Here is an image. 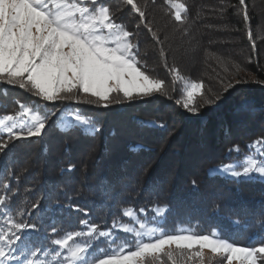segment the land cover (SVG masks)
Listing matches in <instances>:
<instances>
[{
  "label": "trees",
  "instance_id": "1",
  "mask_svg": "<svg viewBox=\"0 0 264 264\" xmlns=\"http://www.w3.org/2000/svg\"><path fill=\"white\" fill-rule=\"evenodd\" d=\"M137 2L147 6V15L149 13L151 15L152 12L163 14L167 8L165 0ZM181 2L185 3L188 9L186 25L188 33L179 31L186 41L180 46L183 48L181 52L198 51V58L203 65L197 67L199 75L195 79L203 80L204 87L208 88V82L214 77L215 81L211 82L208 95L210 98L220 96L214 103L201 107L198 114L186 112L183 115V118L187 119L184 123L198 124L195 139L200 138L201 131L202 136L205 135L204 146L217 153L212 157L206 154L211 161L207 162L203 174L191 176L189 169L182 168V172H179L167 186L163 184L164 180L160 183L155 180V169L149 176H145L143 168L140 169L144 161L139 162L134 156L139 153V148L147 151L152 150V146L147 143L141 145L128 142L123 150L117 152L118 146L110 147L108 144L109 137H114L115 128L113 126L107 128L103 118L104 112L111 110H115L116 113L127 112L132 103L113 104L103 108L90 104L68 105L60 101L48 102L46 110L49 113L56 112L57 116H53L49 121L46 133L41 138L16 142L7 150V154H0V179L9 180L12 189L18 190L13 204L25 211L23 217L17 216L16 219L43 225L38 234H33L29 230L22 243L29 246L47 244L53 225L58 228L61 235L67 231H85L86 228L80 224L82 220L97 224L102 229L108 228L112 226L114 219L122 218V208L138 206L147 209L154 205L168 206L166 215L160 221V226L168 232H173L180 226L188 227L200 234L216 229L220 238L244 247L254 246L257 237L264 235V180L254 178L237 181L207 173L209 167L235 159L239 153L227 151L232 145L238 144L240 153L245 154L246 146L251 141L264 136V133L259 131L264 127V0H245L248 21L243 18V8L239 5V0H181ZM101 3L110 4L112 11L111 6L114 3L120 4L119 0H101ZM128 17L129 15H124L122 19L125 21ZM138 23L136 16L134 24ZM152 23L155 29H160L163 22L155 19ZM257 28H260V31H257ZM249 29L252 33L251 39L248 35ZM139 31L141 34L138 36L139 51L157 59L155 64L144 60L147 65L154 68L153 74L158 77L160 73L165 74L161 79L168 85L169 73L163 67L158 46L143 26L139 27ZM258 34L261 38L257 37ZM160 39L163 41L161 33ZM225 39L242 41L239 57L233 51L228 54L223 52L220 46H224L225 42L222 41ZM170 42L169 48L164 44L167 62L169 66L174 64L180 69L179 65L170 60L168 54L169 49L177 50L172 48L173 45H178L177 39L171 37ZM217 57L224 63H219ZM237 57L246 61L241 62ZM225 67L228 69L227 72L224 71ZM185 73L190 80H195L192 79L195 77L194 74ZM234 80L237 82L234 83ZM229 83L233 86L225 92L223 89ZM175 86L173 84L172 87ZM4 87L8 95L5 98L0 94V115L10 112L7 99H13V93L18 94L13 92L14 89L22 90L26 96L33 97L27 98V104L42 103L23 89L6 84ZM170 93L172 92L168 90L166 94L161 95L169 96ZM140 101L143 100L137 102ZM198 103L203 104V101L198 98ZM67 107L93 116L100 124L101 131L94 136L85 135L80 129L60 131L53 122ZM152 119L160 120L158 114L146 117L132 114L130 129L135 126L143 130H156L157 134H161L162 129L169 128L167 124L163 128L141 126V121ZM236 129L239 136L237 140L225 141V133H231ZM206 132L210 133L209 137L206 136ZM97 135H101L102 142L99 154L94 155L93 150L86 146L93 144ZM191 135H188V140H193ZM221 148L222 157L218 153ZM189 164L191 162L187 163V168L190 167ZM41 197L40 210H32L31 205ZM73 206H79L81 211L74 210ZM237 219L240 221L239 224L234 223ZM120 236L118 244L132 240L126 234ZM95 247L107 250L109 246L101 241ZM207 264H222V261L213 259V262Z\"/></svg>",
  "mask_w": 264,
  "mask_h": 264
},
{
  "label": "snow or ice",
  "instance_id": "2",
  "mask_svg": "<svg viewBox=\"0 0 264 264\" xmlns=\"http://www.w3.org/2000/svg\"><path fill=\"white\" fill-rule=\"evenodd\" d=\"M124 3L138 17L137 28L143 26L151 34L173 84H182L176 104L198 114L201 107L219 100V95H207L203 80L187 79L174 64L169 66L161 30L148 19L147 6L137 0ZM165 4L169 22L187 34V5L181 0H165ZM239 5L248 21L245 0H239ZM248 35L251 39L250 29ZM217 60L224 63L219 57ZM220 82L223 84V80ZM0 84L23 89L42 102L32 105L16 100L14 112L0 115V154H7L16 142L41 138L46 133L49 121L57 116L46 110L48 102L107 108L168 91L166 81L154 75L141 58L137 33L118 22L115 12L101 0H0ZM232 86L229 83L223 90ZM0 94L5 98L8 95L6 90ZM198 98L203 104L198 103ZM53 123L62 132L80 129L94 136L101 131L93 116L72 107L65 108ZM140 123L144 127H165L155 119ZM246 147L249 151L239 161L217 165L209 169V175L237 181L264 180V136ZM227 151L240 153V146L234 144ZM16 195L18 190L12 189L10 181L0 179V264H207L209 255L220 256L222 264H264V235L257 237L254 246L244 247L220 238L216 229L200 234L180 228L169 233L156 219L166 215L167 205H156L151 220L145 208L137 211L132 206L124 207L121 216L131 223L117 217L111 227L103 229L82 220L80 224L86 231L61 235L53 225L47 244L29 246L22 243L25 234L29 230L38 234L43 225L16 219L25 215L13 204ZM41 199L31 205L32 210H40ZM73 207L81 211L79 206ZM140 214L145 215L142 218ZM120 231L131 236V242L118 244L116 233ZM101 241L109 246L107 250L95 247Z\"/></svg>",
  "mask_w": 264,
  "mask_h": 264
},
{
  "label": "rangeland",
  "instance_id": "3",
  "mask_svg": "<svg viewBox=\"0 0 264 264\" xmlns=\"http://www.w3.org/2000/svg\"><path fill=\"white\" fill-rule=\"evenodd\" d=\"M119 2L120 4L114 3V5L111 6L113 8V12H115L116 14L117 21L120 23H123L128 28L129 31H133L137 33V37H138L141 34L139 31V28H137V25L134 24L136 15L132 12L130 7L124 3V0H119ZM108 6L110 7V4ZM124 15L125 16L129 15L128 20L125 19L124 21L122 19ZM147 17L150 21L157 19L160 22H163L161 24L162 27L159 30H161L160 33L162 35L164 44L167 48H169V43H171L170 42L171 37L177 39L178 45H173L172 47V48H176L177 50L169 49L168 54H169L170 60L174 61L176 65H179L181 67L180 68L182 70V71L180 70L181 74L185 78L190 79L187 73H185V72H189L190 74H194L195 76L192 79L197 78V75H199V73L197 72V67L203 65L202 61H200L198 58V55H199V53H197L198 51L196 52L190 51L186 53L181 52V50L183 51V48L180 46L186 43V41H184V38L182 37L183 34L182 35L180 34L176 25L169 22V17L165 15V12H163V14L160 12L159 13L152 12V14L150 15L149 13ZM258 30L260 31V28H257V31ZM257 37L261 38L259 34ZM231 40H234V39L223 40L222 42H225L223 43L224 46L223 47L220 46V48L223 49V52H225L226 54L233 51L235 52V55L239 57L240 56L239 53L241 52V49L243 46L242 41L240 42L239 40H234L231 42ZM237 44L241 46L239 47L238 45V47H235L234 45H237ZM150 46H152V43ZM140 53H141V58L143 60L147 59L148 61L153 62L154 64H155V61H157V59L152 58L151 56L147 55L144 52H140ZM238 60L241 62L246 61V59L244 58H238ZM156 65L160 66L159 64H156ZM148 67L154 72L153 67H151L149 64H148ZM163 74L164 73H160L159 78H163L164 77ZM154 75L156 74L154 73ZM168 77H169V81H168L169 83L167 85V88L168 90L172 92L169 94V96H162L161 94H156L153 97L146 98L145 100L140 101V102H137V101L130 102L132 104L130 105V109L127 112L116 113L115 110H111V111H105L103 114V118L107 123V128L108 127L110 128L112 126L115 128L114 137H109V140H108L109 142L108 144L110 145V147L118 146L117 152H119L120 150H123L122 148H124V145H126L128 142L129 144L138 143L141 145H143L144 143H147V145L152 146V150H147V151L143 149L141 150L139 148V153L138 154L136 153L134 156L136 159L139 160V162L144 161L140 169L143 168V173L145 174V176L147 175L149 176V174L152 173V170L155 169V172H154V175L156 178L155 180H157L158 183L163 182L162 180H164L165 182L163 184H167V186L170 185L169 182L172 181L177 175H179V172H182L184 168L190 170L189 172L191 173L190 174L191 176L194 174L195 175L203 174L204 167L206 166L207 162L211 161L207 158L206 154L208 153L210 157H212L213 155H215V153H217V151H214L211 148L204 146L206 142L203 137L205 135L202 136L201 131L199 133V135H201L200 138L197 137L195 139V136L198 133L197 132L198 127H196L198 126V124L194 125V123H191V124L184 123V121L187 119L186 118L184 119L183 115L186 112L187 113L189 112L183 107H181L180 105H177L175 102L176 99L180 98V89L182 88V84L181 83L175 84L176 85L175 88L177 90L174 92L173 91L174 87H172L173 86L172 79L169 74H168ZM192 81L199 82V80H196V79ZM214 81H215V78L211 77L210 81L208 82V86L211 87L212 86L211 82H214ZM233 82L235 83L237 81L234 80ZM209 87L208 88L205 87V89L208 90L207 95L209 94V91H210ZM4 90H6V88L4 87V84H0V91L3 92ZM13 92H17L18 94L13 93L12 96H14V98L7 99L8 100L7 101L8 110H10V112H5L4 114L12 113L14 112V110H16V105L14 101L16 100L21 101L23 99V102L26 103L28 97L33 98L32 96H26L22 92V90L14 89ZM132 114H140L144 117L158 114V117L160 118L159 121L163 120V123L165 125L167 124V127L169 128L162 129L161 134H157L156 130L155 131H153L152 129L143 130L140 127H135V126L133 127V129H130L132 128L130 127L132 125V122H131ZM259 131L264 133V127L262 129H259ZM237 132H238V129L228 134L225 133V141L230 140V139H233L234 141H236L237 138L239 137ZM189 134H192L191 138L193 140H188ZM205 134L208 137L210 136V133L208 132H206ZM193 141H195V143H190ZM101 142H102L101 135H97L94 138V143L87 145L86 148H89V149L91 148L93 150V154L97 155L99 154ZM248 151L249 150L247 148L246 153ZM218 153L222 157V148L218 150ZM236 155L237 156L235 157V159H232L231 161L223 163V164L237 162L243 157L244 154L239 153ZM217 157L220 158V156H217ZM188 162H191V164H189L188 166L190 167L187 168L186 166ZM215 166L217 165L209 167L207 169V173L209 174V169L214 168ZM217 176L221 177V175H217ZM224 177H228V176H224ZM155 206L156 205L149 207L147 209L145 208L147 210V217L149 220H151L152 217L155 216V213L153 212V208ZM133 208L138 211L140 208H144V207L133 206ZM140 215L143 218L145 214H140ZM156 219L159 221L162 220L161 217H156ZM121 221L123 223H131L130 219L127 217H122ZM180 228L189 229L188 227L180 226L174 229L173 232ZM169 233H172V232H169ZM122 234H124L122 231L116 233L118 237H121L120 235ZM127 236L130 239H132L131 236L129 235ZM205 253L206 255H209L207 249H205ZM213 259H219V261L221 260L220 256L218 255L216 256L209 255V259L207 263L213 262ZM224 264H226V262ZM232 264H238V262L233 261Z\"/></svg>",
  "mask_w": 264,
  "mask_h": 264
}]
</instances>
